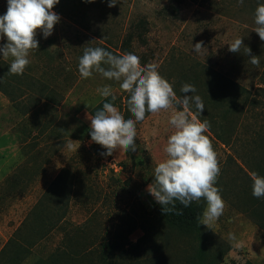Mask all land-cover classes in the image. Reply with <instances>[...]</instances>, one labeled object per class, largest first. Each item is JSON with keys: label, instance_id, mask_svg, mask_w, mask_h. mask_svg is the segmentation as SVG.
I'll list each match as a JSON object with an SVG mask.
<instances>
[{"label": "rangeland", "instance_id": "obj_1", "mask_svg": "<svg viewBox=\"0 0 264 264\" xmlns=\"http://www.w3.org/2000/svg\"><path fill=\"white\" fill-rule=\"evenodd\" d=\"M260 3L264 0H244L243 4L238 0H118L114 7H109L108 0L92 3L60 0L56 7L63 10V15L55 10L60 22L47 39L38 32L39 50L31 52L30 64L25 71L43 80L60 95L63 93L61 105L44 110L42 106L37 107L24 117L22 113L26 105L32 103L30 101L44 102L43 98L36 93L31 94L26 88L28 83L21 84L27 98L16 105L0 91V138L7 144L9 140L4 136L10 133L16 140L14 145L7 144L9 162L0 172V249L9 240L13 244L5 259L11 253L13 260L24 259L25 249L16 241H24L25 246H29L31 229L38 227L37 219L30 221V229L24 230L23 241L16 231L61 170L69 167L73 170L75 163L86 173L84 182L93 190L85 191V196L89 197L87 205L80 201L81 197L71 199L67 227L89 221L91 239L97 240L99 235L111 238L122 211L133 204L135 210L140 204L148 212H153L158 206L147 188L153 182L156 164L166 158L163 149L174 131L168 123L172 109L150 113L143 121L137 122L136 152L117 151L112 156H101L105 149L88 139L90 120L87 116L104 99L96 89L111 85L118 99L124 96V92L118 82L109 81L99 73L94 72L92 77L84 79L78 71V61L85 47H102L109 41L114 46L132 23L146 18L150 26L147 44L136 43V55L146 59L147 63L158 64L159 73L174 87L178 85L181 89L185 84L183 81L182 84L176 83L181 74L185 78L191 75L202 78L197 80L193 77L196 88L195 85L207 78L206 73L211 72L215 77L231 78L249 90L250 96L246 97L249 111L246 113L241 114L240 110L229 112L223 99L211 111L214 119L223 123V130L217 128L230 135L227 136L229 145H224L213 133H206L218 154L221 172L216 186L225 201L223 215L210 225L215 235L211 248L214 251L226 249L221 264H264V199L252 195V185L242 170L250 138L264 124V94L258 91L263 86L260 65L264 63V41L253 31L256 27L255 9ZM237 37H241L244 46L251 49V55L259 57V66L249 62L250 55L245 54L243 46L237 53L228 50V44ZM201 41L204 46L202 53L194 52V45ZM6 42V38L0 39V46ZM53 45L56 47L51 48ZM5 61L10 63L11 58ZM41 84L38 82L35 86ZM234 85L225 83V92H240L241 88ZM117 108L124 115L123 109ZM204 111L211 114L208 108ZM224 115L227 118L222 121ZM49 121L54 130L43 137L39 134V127ZM69 140L79 141L75 142L77 151L64 150L63 145ZM31 155L35 159L32 163ZM45 157L48 163L43 162ZM32 172L37 174L30 179ZM14 176L23 182L15 189L9 188L8 191L13 192L8 195L3 191L4 181ZM141 227L139 223L130 235V245L143 237ZM229 234L236 239L230 240ZM62 236L61 231H55L33 250L46 255L56 248ZM237 244L241 246L237 247ZM99 247L96 244L94 249ZM179 247L172 254V264H187L178 250L189 248V245L181 242ZM3 249L7 250V247ZM144 256L141 253L138 259Z\"/></svg>", "mask_w": 264, "mask_h": 264}, {"label": "clouds", "instance_id": "obj_2", "mask_svg": "<svg viewBox=\"0 0 264 264\" xmlns=\"http://www.w3.org/2000/svg\"><path fill=\"white\" fill-rule=\"evenodd\" d=\"M60 0H7L6 13L0 15V39L6 43L0 46L3 60H9V75H23L30 64L29 56L39 50L38 32L47 39L53 34L54 26L60 22V16L53 11ZM92 3L95 0H85ZM244 0H238L243 4ZM118 0H108V6L114 7ZM255 31L260 40L264 41V3L255 9ZM228 50L240 52L244 47L245 54L250 55L249 62L259 66V57L251 55V49L244 46L241 37L228 44ZM56 47L53 45L51 48ZM203 42H197L193 51L202 53ZM159 65L148 63L141 65L140 58L133 53L116 55L102 47H85L78 61V71L82 78L87 79L93 73H99L109 81L119 83L122 92L127 93V110L131 117L125 119L113 102L116 100L111 85L97 88V93L105 99L102 108L88 115L90 120L91 142L100 145L104 157L114 152H136L137 122L145 119L146 113L157 114L172 109L168 123L174 131L168 136L163 149L166 158L159 161L154 168L153 182L147 191L155 202L161 206L162 214L176 213L178 201L184 207L202 199L206 207L196 219L199 225H210L216 222L225 209V201L221 190L216 186L221 169L218 154L206 133L211 125L207 119L201 121L199 116L204 111V103L195 93L194 85L185 83L181 86L178 96L173 85L158 71ZM3 82V78H0ZM195 107V113L192 108ZM75 142L69 140L63 145L65 151H77ZM252 181V195L264 198V176L256 171L249 173ZM230 240H235L229 234ZM240 247V244L236 245Z\"/></svg>", "mask_w": 264, "mask_h": 264}, {"label": "trees", "instance_id": "obj_3", "mask_svg": "<svg viewBox=\"0 0 264 264\" xmlns=\"http://www.w3.org/2000/svg\"><path fill=\"white\" fill-rule=\"evenodd\" d=\"M6 10L7 0H0V15L5 14ZM55 10H57L58 14L63 15V10L60 7L55 6L53 11ZM149 28L150 26L146 18H141L129 26V30L124 34L118 44L112 46V42L109 41L105 46H102V48L116 55H123L125 53H133L136 55L135 44H147L146 36L149 32ZM250 58L251 57L248 59L250 60ZM140 62L141 65L148 64L144 58H141ZM9 64L10 63L5 60L0 61V78H3V82H0V90L9 97L11 103L16 105L19 101L27 98L28 95L26 91L21 87V84L23 85L24 83H28L26 88L30 89L29 91L31 94L36 93L39 98L41 97L44 100V102L30 101L32 103H28L23 110L22 114L24 117L32 114L37 107L42 106L44 110L49 106L59 107L61 105L64 100L63 93L60 95L57 90L46 85L43 80L36 78L27 71H25L23 75H9ZM260 66L263 86L259 87L258 91L264 94V63ZM206 75L207 78H204L201 83L195 85L197 91L188 94L199 95L204 103V110L208 108L209 112H211L214 110L218 101L223 99L225 102V109L229 112L240 110L238 112L242 114L249 111L246 105L248 104L246 97L250 96L248 88L240 87L233 79L225 76L215 77L211 72L206 73ZM194 76L195 75H191L185 78V76L181 74L176 83L182 84L183 81L193 85L194 79H199L196 76L193 78ZM186 79H188V81H186ZM201 79L202 78L199 80ZM27 81L31 83L29 84ZM38 82H42V84L40 86H35ZM225 83L235 84L241 88V91L232 94L227 93L224 89ZM15 88L17 90H15ZM173 88L178 96L183 95L178 85L175 87L173 86ZM245 93L247 95H245ZM123 95L124 96L119 99L116 98L115 101H111V97H108L107 100L123 109L125 119L133 118L127 110V93ZM104 102L105 99L93 107L91 109V115H94L95 111L102 108ZM192 111L195 113L194 106ZM149 114L150 113H146V117ZM199 118L201 121L207 119L211 125L209 131L224 145H229V138L227 136L230 137V135L225 134L224 131H220L219 128H217L218 126L223 130V123L220 124L217 122L212 112L209 114L203 111ZM226 118L227 115H224L222 121L226 120ZM39 129H41V133L39 134L45 137L47 134L53 132L54 127L49 121L48 123L42 124ZM48 130H50V132ZM251 137L249 149L245 157V167H242V170H244L246 178L252 185L249 176L250 172L256 171L264 176V124L259 127ZM88 139L91 140L90 134ZM46 146L48 145L46 144ZM29 159L31 163L35 160L33 155H31ZM43 162L48 163V159L45 157ZM75 164L73 170L70 169V167L61 170L55 180L46 188L39 201L30 210L27 219L22 222L21 226L16 231H19L17 235H19L20 240L23 241V236H25L24 230L26 228L30 229V221H34V218L37 219L38 227L31 229L33 233L30 235L31 241L29 242V246H25L24 241L22 243L16 241V243H20L25 249L26 255L24 259L13 260L12 253L5 259L6 252L8 254L11 250L10 246L13 245L11 240H9L5 246L7 250L3 249L0 252V260H7L13 264H172V254L174 251H177L176 249L180 248L179 244L181 242H185L189 245V248L178 250V254L187 264H221L223 262L226 249L214 251L211 248L212 242L215 239L214 232L205 225H199L196 219L198 216L202 215L206 207V202L203 199L199 202H193L189 207H184L177 201L175 208L177 211L182 212V215H178L175 212L167 215L162 214L159 204L153 212H148L140 204H138V209L136 208L135 210L132 208L133 204L128 210H124L120 214V222L112 233L111 238H105L99 235L97 240L96 238L95 240L91 239V236L88 234L90 231V227L88 228V226L91 224L89 221L80 226L71 224V228L67 227L65 224L67 222L66 217L71 199L74 200L73 197L76 196L81 197L79 198L80 201L87 205L89 203V197L85 196V191L93 190V188L87 186L84 182L83 176L86 175V173L78 167V163ZM36 174L37 173L32 172L30 179ZM8 190L9 189H7V191ZM139 223L144 230V235L137 243L130 245L129 237ZM55 231H61L63 234L56 248L46 255L37 254L33 248L36 245L39 247L40 244L46 241ZM96 244H99L100 247L95 250L94 247ZM41 251L43 252V250ZM95 253L97 255L91 257ZM141 253L145 254V256L138 259V255Z\"/></svg>", "mask_w": 264, "mask_h": 264}, {"label": "crops", "instance_id": "obj_4", "mask_svg": "<svg viewBox=\"0 0 264 264\" xmlns=\"http://www.w3.org/2000/svg\"><path fill=\"white\" fill-rule=\"evenodd\" d=\"M5 137L7 138V140H9V142H7V144L9 143V145H14L16 143L15 137H12V135H10V133H7L4 136V138ZM7 144L2 142V139L0 138V172L4 168L5 164H7L9 162V158H8L9 156L7 155V152H8ZM22 182L23 181L18 176L8 177L4 181L5 185H4L3 191H5L6 193L8 192V195H10L11 192H13V191H11V190L7 191V189L17 188L19 186V184H21ZM4 246L2 247V249H0V252L3 250ZM0 264H13V263L10 261H7V260H0Z\"/></svg>", "mask_w": 264, "mask_h": 264}]
</instances>
